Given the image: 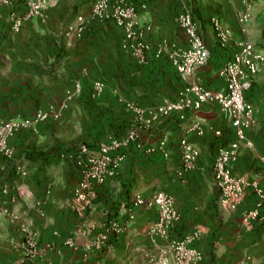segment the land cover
<instances>
[{
  "label": "crops",
  "instance_id": "1",
  "mask_svg": "<svg viewBox=\"0 0 264 264\" xmlns=\"http://www.w3.org/2000/svg\"><path fill=\"white\" fill-rule=\"evenodd\" d=\"M95 1L48 0L45 17L25 21L19 33L12 31L11 16L26 13L25 1L15 0L13 6L0 8V120H33L39 111L50 108L60 114L58 120L23 127L10 140L13 157L1 158L0 232L8 228L9 238L18 243L21 225H29L40 248L46 250L35 264H160L162 252L172 240L196 231L201 235L193 245L203 253L201 264H264V222L251 226L243 222L244 211L257 200L253 191H248L236 211L220 206L214 162L236 135L230 115L218 104L187 110L184 120L174 112L152 123L142 132V143L148 147L167 138L170 156L130 147L119 174L94 189L86 216L71 209L81 175L62 155L82 144L96 148L110 135L124 137L136 120L125 103L156 110L166 101L177 100L185 86L167 58L152 56L140 64L127 54L122 47L124 30L112 21L88 19L81 39H67V27L79 16L89 18ZM127 1L140 9L141 22L152 26L148 39L154 45L165 41L185 46L177 18L187 8L192 11L211 51L209 64L196 75L208 89L226 90L219 70L233 60L240 42L251 40L264 53V0ZM245 2L254 7L247 33L238 20ZM213 18H219L232 32L226 46L219 43ZM96 81H103L106 90L95 98ZM76 83L81 92L69 101L68 93L75 90ZM245 98L256 110V123L247 132L254 147H241L234 173L259 180L264 189L260 175L264 168L260 161L264 157V68ZM196 121L206 127L204 136L186 132ZM185 137L199 149L200 157L196 169L180 178V141ZM17 166L27 171L25 177L17 174ZM157 192L172 196L180 213L179 222L167 236L148 231L159 220L158 207L138 208L134 220L123 211V204L135 195L150 198ZM10 214L18 221L6 227ZM111 221L120 229L111 233L102 250L91 249L89 244ZM71 240L73 246L68 244ZM170 264H174L171 256Z\"/></svg>",
  "mask_w": 264,
  "mask_h": 264
},
{
  "label": "built area",
  "instance_id": "2",
  "mask_svg": "<svg viewBox=\"0 0 264 264\" xmlns=\"http://www.w3.org/2000/svg\"><path fill=\"white\" fill-rule=\"evenodd\" d=\"M24 1L27 6L26 13L22 16L13 13L11 16V28L15 33L21 31L25 21L44 18L48 7V0ZM14 3L15 0H0V8L11 7ZM253 10L254 7L245 2L244 9L238 13L243 33L248 31ZM140 13V9L127 0H96L89 18L77 17L76 21L67 27L65 36L70 41L81 39L86 31L88 19L101 22L112 21L124 30L125 38L122 47L127 54L140 64L147 63L152 56L167 58L184 80L185 86L179 92L177 100L166 101L156 110L141 108L133 102L125 103L126 109L134 115L136 120L124 137L110 135L99 142L96 148L82 144L76 150L62 155V158L72 161L77 166L81 175L74 189L71 209L82 217L86 216L92 206L91 196L94 189L119 174L127 158L126 150L130 147L134 146L148 154L160 153L165 158L170 156L167 149V138H164L158 145L146 147L142 143L141 134L152 123L174 112L180 113V118L184 120V113L187 110L199 111L206 104H218L223 112L230 115L236 135V140L223 147L214 162L215 185L221 192L220 206L225 211H236L245 201L248 191L252 190L257 200L253 208L244 211L243 222L247 226L258 221L264 222V189L259 180L234 173V166L238 161L241 147L243 145L248 148L254 147L247 132L256 123V110L246 100L245 94L252 89L256 77L264 68V53L251 40L240 42L239 52L235 54L233 60L219 70V76L225 81L226 90H211L196 78L197 71L209 64L211 51L198 29L192 11L187 8L177 18L186 38L185 46L177 42L165 41L152 44L148 39L152 26L141 22ZM212 24L219 43L226 46L232 38L231 30L219 18H213ZM105 90L106 84L103 81H96L93 86V96L101 97ZM79 92H81V85L76 83L75 90L68 93V100H73ZM51 118L56 120L60 118V114L54 108L39 111L33 120H0V170L2 168L1 158L13 157L14 149L10 146V140L23 127H33ZM206 131V127L200 121L190 124L186 129L188 134L195 133L198 136H204ZM217 134L221 135L219 132ZM180 149L182 164L177 175L183 178L196 169L200 151L187 137L181 139ZM260 161L264 165V157H260ZM17 174L23 178L27 175V171L22 166H17ZM260 175L264 178V168ZM6 191L7 189H4L5 193ZM154 206L159 209V220L150 226L148 231L152 234L167 236L180 220L176 202L169 194L157 192L150 198L137 194L123 204V211L129 220H134L138 208ZM9 216L12 223L18 220L14 214ZM120 227L114 221L105 224L104 231L93 239L89 247L93 250H102L109 241L111 233L117 232ZM20 229L24 233L28 246L33 249L32 255L39 256V258L43 256L46 250L40 248L36 233L27 224H22ZM200 235L201 232L196 231L181 240H172L163 252L160 264H170V256L173 257L174 264H201L204 259L203 253L193 245ZM73 240L68 242L69 246L74 245Z\"/></svg>",
  "mask_w": 264,
  "mask_h": 264
},
{
  "label": "rangeland",
  "instance_id": "3",
  "mask_svg": "<svg viewBox=\"0 0 264 264\" xmlns=\"http://www.w3.org/2000/svg\"><path fill=\"white\" fill-rule=\"evenodd\" d=\"M17 221L18 220H16V222L14 223L9 221L10 223H8L6 227H8L9 224L11 226L12 224L17 223ZM9 236H10V231L8 230V228H6L5 231L0 232V264H35V262H37L38 260H40V258H42V256L39 258L38 255H37L38 257L32 255L33 249H31L28 246L27 241L23 237L24 236L23 232H22V239L18 243L16 241H11Z\"/></svg>",
  "mask_w": 264,
  "mask_h": 264
}]
</instances>
